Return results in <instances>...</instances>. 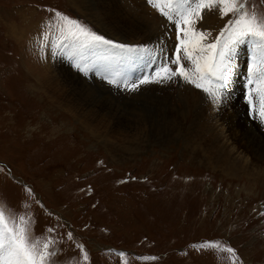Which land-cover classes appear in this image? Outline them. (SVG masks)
Instances as JSON below:
<instances>
[{
  "label": "rangeland",
  "instance_id": "1",
  "mask_svg": "<svg viewBox=\"0 0 264 264\" xmlns=\"http://www.w3.org/2000/svg\"><path fill=\"white\" fill-rule=\"evenodd\" d=\"M139 1L147 12L124 0H0V207L17 223L20 216L28 219L32 239L53 240L55 255L47 264H264V172L238 160L247 156L238 139L264 146V124L247 111L245 92L256 86L249 84V68L261 50L247 40L236 46L219 104L180 77L129 92L123 81L151 76L161 64L162 48L147 39L163 36L168 26L175 30L147 0ZM246 6L264 14V0ZM57 12L135 51L84 49L62 34ZM140 15L161 33L143 32L140 25L136 35L128 31ZM231 19L232 13L205 10L206 43ZM237 63L245 65L241 88ZM53 68L65 73L56 88L47 83ZM72 76L96 87L99 96L106 88L123 104L114 102L134 117L135 136L109 138L89 120L73 117V102L56 92L74 88L65 85ZM156 100L168 109L146 112ZM140 115L171 123L162 134L149 128L141 140ZM148 126L162 130V124ZM208 242L233 248L236 257L199 248Z\"/></svg>",
  "mask_w": 264,
  "mask_h": 264
},
{
  "label": "snow or ice",
  "instance_id": "2",
  "mask_svg": "<svg viewBox=\"0 0 264 264\" xmlns=\"http://www.w3.org/2000/svg\"><path fill=\"white\" fill-rule=\"evenodd\" d=\"M147 3L175 25L178 43L172 57H168L161 49L164 62L151 76L144 75L130 83L125 80L122 82L123 87L129 92H136L141 85L168 83L180 77L186 83L202 89L214 103L219 104L226 96L228 70L236 46L247 40L261 50L260 66L254 63L249 69V84L254 83L256 86L248 92L247 103L253 117H258L264 124V14L258 15L256 11H251L246 6L248 0H147ZM205 10L218 11L222 16L234 14V19L210 43H206L210 32L197 29V23L204 20ZM56 17L65 38L79 42L84 49L95 50L103 46L120 52L135 51L98 35L62 13L57 12ZM183 61L190 62L191 67ZM170 65H175V68ZM108 82L120 86L115 79H109ZM28 225L29 220L24 216H20L17 223L14 218L6 216L4 208L0 207V264H47L49 257L55 255L50 251L53 240L48 239L41 244L39 239H32ZM53 231L52 228L48 229L50 233ZM68 239H72L71 232L68 233ZM78 247L83 250L82 245ZM199 248L218 249L236 257L233 248L221 247L216 242L201 244ZM87 258L85 253L84 259Z\"/></svg>",
  "mask_w": 264,
  "mask_h": 264
},
{
  "label": "bare ground",
  "instance_id": "3",
  "mask_svg": "<svg viewBox=\"0 0 264 264\" xmlns=\"http://www.w3.org/2000/svg\"><path fill=\"white\" fill-rule=\"evenodd\" d=\"M121 1H123V0H121ZM124 2L130 9L133 8L134 11H138V13H140L142 11L147 12V10H149V9L145 10L146 8H144V7L141 8L140 7L141 4H140L139 0H138L139 3L137 2V5L135 4V2L133 0H124ZM152 12H154V11H152ZM105 13H109V12H105ZM109 15H110L109 16L110 18H111V16L113 17V15H111V14H109ZM149 21H151V20H148L145 16L140 15L139 20H137L136 23L134 22L135 24L133 23L132 25H130L129 28H128V31H130L133 35H136V33L138 31H141L140 30L141 29L140 26H142V28L144 29L143 32H146V33H150V32L161 33L162 29L161 30L159 28L150 29L151 28V22H149ZM113 22H117L118 23V21L115 20V19H113ZM200 25L201 26L198 27L197 29L206 31V27H205L204 21H203V23H200ZM209 28L210 27H208V29ZM210 29L212 30V28H210ZM162 33H163V36L156 34L155 36H150L147 40L149 41V43L151 45L156 46V48L157 47L158 48L161 47L164 50V53L168 57H171V55L174 52L175 46L177 44L176 38L174 36L175 30H174L173 27H171V26L169 27L168 26L165 30H163ZM103 49L105 51H107V48L103 47ZM250 51L253 52L252 55H254L255 52L256 53L258 52V48H256L255 52L252 51V50H250ZM259 60L260 59H256V61H255L256 65L260 62ZM65 61L67 62V60H65ZM163 62H164V55L162 54V56H161V64ZM67 63H69V62H67ZM232 64L234 65L235 62L233 61ZM240 64L241 63H237L238 69H239V65ZM170 66L175 68V65H170ZM55 70H57V72H54ZM239 70L241 72L240 74L243 75L245 73V65L243 64L241 66V69H239ZM59 77H62L61 82H60L62 84L63 77H65V73L61 72L60 68L51 69V74L48 76V79H47L48 85L51 86V87L54 86L55 88L59 87L57 85V83H58L57 78H59ZM244 77H245V74L243 75L242 80L240 81L239 88H241L243 86V84L245 83L244 82ZM176 78L178 79V77H176ZM50 80H53V82L55 84L50 82ZM67 84L72 85L74 88L68 87V88H66V90L60 88V90H58L56 92L58 93L59 96H62L64 94L69 101L73 102V104H69L68 105V108H70L72 110L71 114L73 115V117H76L77 119H79V121H83V119L84 120H89L91 126H92V123H93L96 126V127L95 126L94 127L97 128L99 131L104 132V134L107 133V136L109 138H111L113 136L114 138L118 137V138H121V139L129 140V138L132 139V137L135 136L134 135L135 133L134 134L132 133V126H131V124H135V122L133 121L134 117L133 116L132 117H128V116L124 115V113L119 108L124 109L125 106L123 104H121L118 100H116L115 97L113 95H111L107 91L106 88H102L103 95H104V97H102V96L97 95V93L95 92L94 88H96V87H90L88 82H85L81 78L72 76V78L65 80V85H67ZM143 90H145V89H143ZM232 93L234 94V97H236L235 89L232 90L231 95H232ZM180 97L184 98L185 95H181ZM114 102L117 104V106L119 108L116 106V104ZM156 102L158 104L153 103V106H151V104L147 103L146 112H148V113L149 112H153L155 114L156 110L159 108L160 105L165 110L168 109V107L165 106L164 103H162L161 101L156 100ZM65 109L67 110V108H65ZM144 117H145L144 115H142L140 117V121L143 122V125L140 126V127H142V131L139 134V136L136 133L139 138L141 137V140H142V137L146 136V133L148 132L149 128L152 129V131L154 132L155 135L156 134H162V133L166 132L165 128L167 126H169L170 123H171V120L169 122H166L165 119L164 120H158L156 118V116L155 117H151V118H144ZM179 120L182 121V119H180V118H179ZM96 123H97V125H96ZM150 123H155L156 126L162 124V126H161L162 130L160 128H158V131H159L158 132L154 128L149 127L148 125H150ZM213 124H215V123H213ZM254 124L256 126H258L257 125L258 123L256 124L254 122ZM93 131H95V130L93 129ZM217 132H222V130L219 129V131H217ZM149 134H151V133H149ZM96 135H97V133H96ZM103 138H104V136H103ZM215 138H218V137L216 136ZM223 138H224L225 142H227V143L229 142L226 139L225 134H223ZM238 143L240 144V146H243V151L247 155L244 158H238V155H237V158H238L239 162H242V163H245L246 165H249V167L253 168V171L255 169L257 171V173H259V174L261 173L262 174V171L264 172V146L261 143H259L256 146V142H254L252 140L251 141H247L246 143L242 144L240 142V139H238ZM226 152L228 153L227 150H226ZM232 152H233V150H232ZM228 154H229V156H231L230 153H228ZM225 158L226 159L228 158L227 155H226ZM243 171H244V169H243Z\"/></svg>",
  "mask_w": 264,
  "mask_h": 264
}]
</instances>
